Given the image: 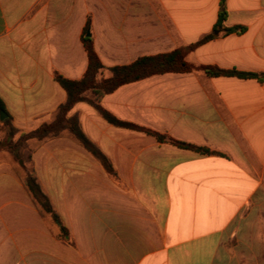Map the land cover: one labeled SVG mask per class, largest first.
Listing matches in <instances>:
<instances>
[{"label":"crops","instance_id":"obj_1","mask_svg":"<svg viewBox=\"0 0 264 264\" xmlns=\"http://www.w3.org/2000/svg\"><path fill=\"white\" fill-rule=\"evenodd\" d=\"M220 0H0V98L21 132L51 122L78 80L90 34L106 66L175 50L210 33ZM228 28L187 55L264 74V0H226ZM92 98L91 93L87 94ZM117 119L216 154L160 143L76 103L110 174L69 132L39 144L37 178L67 230L62 242L13 159L0 160V264H264V81L167 73L100 99Z\"/></svg>","mask_w":264,"mask_h":264},{"label":"trees","instance_id":"obj_2","mask_svg":"<svg viewBox=\"0 0 264 264\" xmlns=\"http://www.w3.org/2000/svg\"><path fill=\"white\" fill-rule=\"evenodd\" d=\"M219 6L218 19L212 31L202 36L198 41L169 52L139 57L134 62L127 65L106 66L102 63L95 51L91 34L89 36L87 35L90 33L91 29L90 18H88L82 35V42L88 58V67L83 77L78 80H70L58 73L55 74V80L67 94L66 101L58 107L55 118L51 122L44 123L30 132H20L12 126L9 118H5L4 120L0 119V123L9 126V132L11 135L20 132L19 139L14 143V146L18 147L24 145L30 140L37 141L38 147L39 144L44 141L60 136L64 132H69L96 159H98L104 168L112 175L114 172L111 163L85 136L81 129L78 117L68 116L70 110L76 103L88 102L108 123L117 127L147 133L148 135L155 137L160 143H169L179 148L191 150L200 154L220 155L207 148L175 140L168 135L146 129L133 123L121 121L105 110L100 103V99L103 96L114 92L122 85L136 82L153 75L167 73L184 74L201 72L208 77H238L241 79H257L259 82H263L264 74L242 72L236 69H223L213 65H196L187 61V55L202 45L232 33L242 34L246 31V28L242 26L226 27L224 25V22L227 19L226 0H220ZM88 93H91L93 97H88ZM1 112H6V108L0 98V116ZM3 146L5 147L4 143ZM16 153L19 157L24 155L18 150ZM23 181L27 191L41 211L49 214L54 221L60 223L59 216L53 208L49 197L44 192L38 178L28 173ZM63 229L65 228L63 227Z\"/></svg>","mask_w":264,"mask_h":264},{"label":"rangeland","instance_id":"obj_3","mask_svg":"<svg viewBox=\"0 0 264 264\" xmlns=\"http://www.w3.org/2000/svg\"><path fill=\"white\" fill-rule=\"evenodd\" d=\"M21 132V131H20ZM20 132L11 135L9 132V126H5L3 123H0V160L1 156H8L13 159L14 169L15 171L24 179L25 176L29 173L33 176L37 177L34 166H32V155L37 147V141L30 140L26 142L24 145L18 147L14 146V143L19 139ZM5 147L3 146V143ZM2 143V144H1ZM17 150L22 152L24 155L22 157L17 156ZM32 199V197H31ZM34 202V201H33ZM37 209L41 211V209L34 202ZM45 214L47 222H49L50 228L53 231L56 230L57 237H59L62 242H70L71 238L66 236L68 235L67 230L61 227V231L59 230V224L57 221H54L49 214Z\"/></svg>","mask_w":264,"mask_h":264},{"label":"water","instance_id":"obj_4","mask_svg":"<svg viewBox=\"0 0 264 264\" xmlns=\"http://www.w3.org/2000/svg\"><path fill=\"white\" fill-rule=\"evenodd\" d=\"M87 35L89 36L90 33H88ZM5 118H6V114H5V112H1L0 119H1V120H4Z\"/></svg>","mask_w":264,"mask_h":264}]
</instances>
